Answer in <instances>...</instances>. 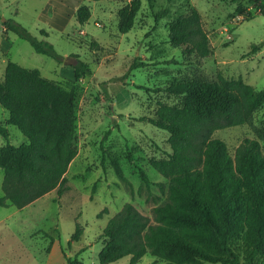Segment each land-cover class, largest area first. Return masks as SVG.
Here are the masks:
<instances>
[{"label":"rangeland","instance_id":"374dc122","mask_svg":"<svg viewBox=\"0 0 264 264\" xmlns=\"http://www.w3.org/2000/svg\"><path fill=\"white\" fill-rule=\"evenodd\" d=\"M140 1L133 27L122 33L118 10L125 2L120 0H0L1 17L20 22L64 56L58 61L35 51L0 20V81L12 60L39 68L45 77L74 89L78 150L66 173L69 188L63 195L54 189L22 208L0 205V264H70L69 257L76 256L75 264H130V256L101 263L105 240L100 234L126 202L152 216L153 207L167 200L170 184L150 163V158L171 152L169 133L140 117L154 116L162 103L182 104L183 97L162 90L175 81L223 75L264 90V45L250 52L253 44L264 41L260 0ZM82 3L92 11L85 24L75 15ZM193 7L201 14L213 48L207 57L185 55L169 38L173 19ZM162 9L168 11L157 20ZM94 39L101 49L91 48ZM77 60L88 62L93 74L75 80L72 64ZM134 61L146 64L132 67ZM7 120L8 111L0 103V123L9 129L10 142H27ZM212 137L223 139L231 154L245 137L258 139L264 151V102L246 123L218 129ZM5 142L0 133V146ZM3 177L0 167V197ZM78 223L83 233L72 240ZM51 237L54 242L48 250ZM136 264H166V260L148 253Z\"/></svg>","mask_w":264,"mask_h":264},{"label":"trees","instance_id":"16d2710c","mask_svg":"<svg viewBox=\"0 0 264 264\" xmlns=\"http://www.w3.org/2000/svg\"><path fill=\"white\" fill-rule=\"evenodd\" d=\"M120 1L125 3L118 10L119 31L126 33L134 25L141 1ZM167 11L156 13V19ZM75 15L85 24L91 7L82 3ZM3 24L7 31L28 40L35 51L63 60L52 43L40 40L20 22L8 18ZM169 31L171 43L181 46L185 55L207 57L213 52L195 7L173 19ZM263 45L264 41L253 44L250 52ZM90 46L102 48L95 39ZM145 64L134 61L132 67ZM72 66L75 80L93 74L86 61L77 60ZM162 90L183 97L182 104L162 103L154 116L140 119L169 133L171 152L150 158L151 165L170 180L168 198L153 207L152 216L132 202L111 216L100 234L105 240L99 252L101 263L130 256V264H136L149 253L166 264H264L262 145L256 138L245 137L231 154L223 139L212 137L218 129L246 123L263 104L264 90L223 75L175 81ZM0 103L8 111L7 123L16 125L28 139L19 145L11 143L9 129L0 123L6 139L0 146L4 171L0 205L22 208L54 189L63 195L69 188L66 173L78 151L75 90L45 77L39 68L8 60L0 81ZM139 171L149 183L144 169ZM83 230L78 223L72 240L80 239ZM53 242L51 237L48 250ZM69 262L75 264L77 256L69 257Z\"/></svg>","mask_w":264,"mask_h":264},{"label":"water","instance_id":"95a60500","mask_svg":"<svg viewBox=\"0 0 264 264\" xmlns=\"http://www.w3.org/2000/svg\"><path fill=\"white\" fill-rule=\"evenodd\" d=\"M0 19H1L2 22H4L6 20L5 17H1Z\"/></svg>","mask_w":264,"mask_h":264}]
</instances>
